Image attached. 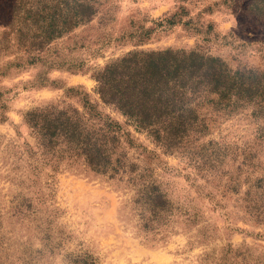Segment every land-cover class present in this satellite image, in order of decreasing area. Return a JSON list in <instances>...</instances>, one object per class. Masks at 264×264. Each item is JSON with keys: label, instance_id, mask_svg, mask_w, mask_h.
Returning a JSON list of instances; mask_svg holds the SVG:
<instances>
[{"label": "rangeland", "instance_id": "obj_1", "mask_svg": "<svg viewBox=\"0 0 264 264\" xmlns=\"http://www.w3.org/2000/svg\"><path fill=\"white\" fill-rule=\"evenodd\" d=\"M78 2L0 0V264H264V147L251 108L206 111L199 152L170 154L100 100L94 76L126 55L161 50L264 74V0H94L82 24ZM80 99L137 146H125L127 158L165 195L162 219L142 226L126 176L46 166L25 146V112L82 110ZM216 148L218 163L202 157ZM244 152L254 157L244 161Z\"/></svg>", "mask_w": 264, "mask_h": 264}, {"label": "trees", "instance_id": "obj_2", "mask_svg": "<svg viewBox=\"0 0 264 264\" xmlns=\"http://www.w3.org/2000/svg\"><path fill=\"white\" fill-rule=\"evenodd\" d=\"M92 1L76 4L78 23L94 13ZM256 3L250 6L258 10ZM94 76L100 100L116 108L135 129L147 131L166 153L194 156L199 152L194 142L208 129L206 111L219 117L246 107L257 122L255 144L264 147L263 73L233 70L218 58L195 51L161 50L126 55ZM80 102L82 110L47 105L25 112L24 124L32 140V145L25 146L34 148L46 166L81 164L108 178L126 176L137 195L142 226L162 219L170 211L165 195L152 181L138 178V165L127 158L125 146H137L117 121L92 103ZM221 151H204L202 157L218 163ZM243 155L244 161L254 157L251 152Z\"/></svg>", "mask_w": 264, "mask_h": 264}]
</instances>
